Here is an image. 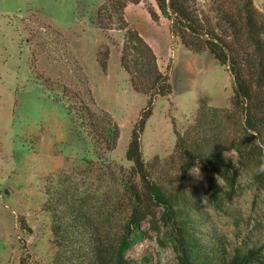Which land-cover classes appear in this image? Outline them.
Returning a JSON list of instances; mask_svg holds the SVG:
<instances>
[{"label": "rangeland", "instance_id": "374dc122", "mask_svg": "<svg viewBox=\"0 0 264 264\" xmlns=\"http://www.w3.org/2000/svg\"><path fill=\"white\" fill-rule=\"evenodd\" d=\"M223 1L196 0L220 32L226 30L220 21ZM258 3L262 6L264 0ZM100 7L102 27L96 23ZM151 11L161 16L158 21ZM129 29L152 47L160 68L171 66L173 93L154 102L142 149L146 160L158 158L176 176L175 129L188 127L201 106H230L234 80L227 68L208 51L194 53L182 45L155 0H0V264H20L24 247L35 263L52 262L56 246L51 217L41 211L47 179L55 185L69 179L81 195L103 193L112 186L98 181L99 159L69 113L63 92L78 94L93 112L112 117L120 137L101 163L130 168L126 151L148 97L135 91L121 65ZM234 134L247 139L242 153L225 154L237 178L229 214L213 204L207 162H198L190 176L211 226L225 237L230 254L257 249L260 259L254 264H264V163L241 127ZM162 211L150 209L142 224L147 236L127 253L132 264H179ZM21 219L32 234L21 230Z\"/></svg>", "mask_w": 264, "mask_h": 264}, {"label": "trees", "instance_id": "16d2710c", "mask_svg": "<svg viewBox=\"0 0 264 264\" xmlns=\"http://www.w3.org/2000/svg\"><path fill=\"white\" fill-rule=\"evenodd\" d=\"M155 2L182 45L194 53L208 51L227 68L234 80L230 106H201L188 127L175 129L176 176L158 158L146 160L142 135L156 99L173 93L171 66L160 68L152 47L137 31L129 29L121 65L131 76L135 91L148 97L126 151L130 168L115 169L101 163L103 155L116 149L120 137V128L112 117L106 112H93L78 94L63 92L69 113L99 159L95 163L98 181H110L112 186L103 193L81 195L79 186L70 185L69 179L58 185L47 179L41 211L51 217L56 246L50 264H132L127 253L147 236L142 224L154 207L163 210L161 221L170 228L179 264H254L260 259L257 249L230 254L225 237L211 226L210 216L200 204L190 172L198 162L208 163L213 204L229 214L228 201L237 178L229 171L225 154L230 150L242 153V143L247 139L245 135L233 138L238 127L252 140L264 163V4L259 5L258 0H224L219 10L226 30L220 32L210 16L197 7L196 0ZM101 14L100 7L96 13L99 27L105 20ZM151 15L154 21L161 17L153 11ZM120 21L124 22L123 16ZM101 67L106 71L102 62ZM19 223L22 231L33 233L25 219ZM23 250L20 264H37L28 248Z\"/></svg>", "mask_w": 264, "mask_h": 264}, {"label": "clouds", "instance_id": "9594fccd", "mask_svg": "<svg viewBox=\"0 0 264 264\" xmlns=\"http://www.w3.org/2000/svg\"><path fill=\"white\" fill-rule=\"evenodd\" d=\"M261 171H264V168H262Z\"/></svg>", "mask_w": 264, "mask_h": 264}]
</instances>
